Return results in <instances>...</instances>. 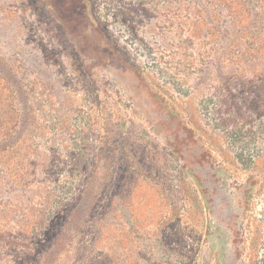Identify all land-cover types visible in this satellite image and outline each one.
<instances>
[{"label": "rangeland", "instance_id": "obj_1", "mask_svg": "<svg viewBox=\"0 0 264 264\" xmlns=\"http://www.w3.org/2000/svg\"><path fill=\"white\" fill-rule=\"evenodd\" d=\"M0 264H264V0H0Z\"/></svg>", "mask_w": 264, "mask_h": 264}]
</instances>
